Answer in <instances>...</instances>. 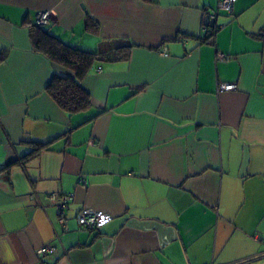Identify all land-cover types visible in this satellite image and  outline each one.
I'll list each match as a JSON object with an SVG mask.
<instances>
[{
    "label": "crops",
    "instance_id": "0c3cea01",
    "mask_svg": "<svg viewBox=\"0 0 264 264\" xmlns=\"http://www.w3.org/2000/svg\"><path fill=\"white\" fill-rule=\"evenodd\" d=\"M217 3L0 0V264H264V0L200 41ZM38 11L81 50L132 44L82 77L83 112L45 90L74 72L34 49ZM82 208L112 219L80 231Z\"/></svg>",
    "mask_w": 264,
    "mask_h": 264
},
{
    "label": "trees",
    "instance_id": "16d2710c",
    "mask_svg": "<svg viewBox=\"0 0 264 264\" xmlns=\"http://www.w3.org/2000/svg\"><path fill=\"white\" fill-rule=\"evenodd\" d=\"M90 23L91 21L88 19V24ZM214 28V26H208L200 41H209L214 33ZM30 37L34 49L43 52L51 60L74 72L73 76L53 74L45 86L46 92L56 104L70 115L83 112L90 107V96L82 86L81 79L94 64L93 62L125 60L132 48V44L125 43L115 46L108 52L84 51L63 43L51 35L46 28L36 24L30 27ZM41 147V144L34 143V147L26 158H31Z\"/></svg>",
    "mask_w": 264,
    "mask_h": 264
},
{
    "label": "built area",
    "instance_id": "2783aa9c",
    "mask_svg": "<svg viewBox=\"0 0 264 264\" xmlns=\"http://www.w3.org/2000/svg\"><path fill=\"white\" fill-rule=\"evenodd\" d=\"M236 0H218L216 9L207 11L205 15V19L208 20H217L219 13L221 11L226 12L228 14H232L234 10V4ZM35 24L40 27H45L49 25L51 19H50V13L49 11H38L34 16ZM223 26V24H219L218 26H214V31ZM208 29V24L204 23L203 25V31L206 32ZM162 54H165V51L163 50L161 52ZM224 58V57H222ZM99 70V69H98ZM236 85L234 83H220L218 85V91H228L235 89ZM86 183V180L84 177H80L78 179V183ZM35 196L30 195V199H33ZM73 194L72 193H65L61 196V199L59 200L56 208L57 212L60 216L63 215L64 211L69 207L70 202L72 201ZM78 229L83 232L88 231H100L101 228L106 225L111 219L112 216L104 213L102 211H96L89 208H82L80 209L76 216H75ZM41 254L45 253H53L54 247L51 245H44L42 246L39 251Z\"/></svg>",
    "mask_w": 264,
    "mask_h": 264
},
{
    "label": "water",
    "instance_id": "95a60500",
    "mask_svg": "<svg viewBox=\"0 0 264 264\" xmlns=\"http://www.w3.org/2000/svg\"><path fill=\"white\" fill-rule=\"evenodd\" d=\"M216 21H217V20H208V19H206V20H205V23L208 24L209 26H218V25L216 24Z\"/></svg>",
    "mask_w": 264,
    "mask_h": 264
}]
</instances>
